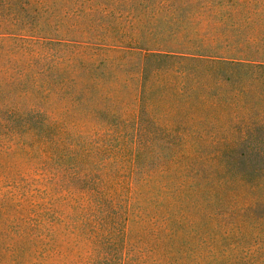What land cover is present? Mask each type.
<instances>
[{
    "label": "trees",
    "instance_id": "obj_1",
    "mask_svg": "<svg viewBox=\"0 0 264 264\" xmlns=\"http://www.w3.org/2000/svg\"><path fill=\"white\" fill-rule=\"evenodd\" d=\"M241 4L264 8L0 0V151L52 134L72 201L0 192V264H264V14L242 30Z\"/></svg>",
    "mask_w": 264,
    "mask_h": 264
},
{
    "label": "rangeland",
    "instance_id": "obj_2",
    "mask_svg": "<svg viewBox=\"0 0 264 264\" xmlns=\"http://www.w3.org/2000/svg\"><path fill=\"white\" fill-rule=\"evenodd\" d=\"M234 9L242 15L238 20L242 30L249 32L263 26L262 21L256 17L257 14H264L263 6L241 4ZM248 12L256 15L247 23L243 14ZM122 96L128 100L132 94L124 91ZM18 124L20 122L16 123L17 127ZM92 126V123L85 121L81 129L88 133ZM17 127H14V131L18 129ZM32 136L28 138L33 144L25 146L15 133L11 137L2 135L3 146L15 141L10 144L12 147L10 152L6 149L0 151V192H14L17 195L26 192L27 200L23 205L30 206L32 202L44 217L55 219L62 210L65 213L71 211L72 201L66 190L70 177L69 170L65 169L66 163L60 160L61 156L52 134L48 140L42 136Z\"/></svg>",
    "mask_w": 264,
    "mask_h": 264
}]
</instances>
